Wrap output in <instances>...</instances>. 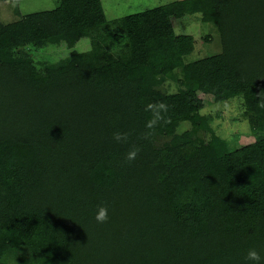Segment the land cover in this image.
<instances>
[{
  "label": "trees",
  "instance_id": "obj_1",
  "mask_svg": "<svg viewBox=\"0 0 264 264\" xmlns=\"http://www.w3.org/2000/svg\"><path fill=\"white\" fill-rule=\"evenodd\" d=\"M182 6L213 25L218 53L192 58L196 39L175 33L166 5L109 21L101 0H60L0 20V264H249L250 248L264 257V137L231 150L200 113V93L240 96L264 123V0ZM73 33L90 48L41 67L13 53ZM156 101L170 105L168 122L139 139ZM183 121L191 127L179 132ZM116 131L141 148L131 163ZM100 205L106 223L94 218Z\"/></svg>",
  "mask_w": 264,
  "mask_h": 264
},
{
  "label": "rangeland",
  "instance_id": "obj_2",
  "mask_svg": "<svg viewBox=\"0 0 264 264\" xmlns=\"http://www.w3.org/2000/svg\"><path fill=\"white\" fill-rule=\"evenodd\" d=\"M107 20L112 21L122 16L140 12L145 9L166 5L176 34H191L196 39L195 50L192 58H201L216 54L220 51L219 36L209 21H203L198 13L192 15L183 11L182 0H101ZM60 0H0V20L9 23L18 20L22 14L49 10L57 7ZM210 36L209 40H204ZM90 48V39L82 33L65 35L61 45L36 46L23 44L13 49L16 55H28L36 67H41V61L55 62L66 57L74 49L86 51ZM157 86L168 88L164 77L155 79ZM169 88H174L173 84ZM195 88V87H194ZM175 89V88H174ZM204 100H208L200 113L210 116L208 123L211 132L226 139L227 146L233 150L242 145L251 143L264 137V123L254 115L246 114L243 98L233 97L225 102H213V97L201 94ZM191 124L183 121L177 128L179 132L190 129ZM211 132L203 128L195 131V136L207 140ZM32 252L37 254L36 246H32Z\"/></svg>",
  "mask_w": 264,
  "mask_h": 264
},
{
  "label": "clouds",
  "instance_id": "obj_3",
  "mask_svg": "<svg viewBox=\"0 0 264 264\" xmlns=\"http://www.w3.org/2000/svg\"><path fill=\"white\" fill-rule=\"evenodd\" d=\"M260 107L264 108V104H261ZM169 110L170 105L164 101L147 103L144 111L149 114V118L145 121V131L141 134L139 139H149L154 136L156 129L162 124L168 122L167 114ZM131 135V132L121 131H116L112 134V139L115 143L129 145L128 151L125 155V163H131L134 161L141 151L139 145L130 143ZM183 202L187 203L188 200L185 199ZM94 218L98 223H106L109 219L107 206H98V212ZM245 260L249 262V264H261L264 257H262L260 252H258L255 248H250L246 253Z\"/></svg>",
  "mask_w": 264,
  "mask_h": 264
}]
</instances>
